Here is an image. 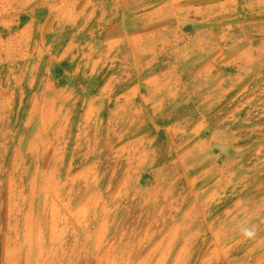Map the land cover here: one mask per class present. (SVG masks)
Wrapping results in <instances>:
<instances>
[{"label": "rangeland", "instance_id": "rangeland-1", "mask_svg": "<svg viewBox=\"0 0 264 264\" xmlns=\"http://www.w3.org/2000/svg\"><path fill=\"white\" fill-rule=\"evenodd\" d=\"M62 1L0 29V264H264L262 11Z\"/></svg>", "mask_w": 264, "mask_h": 264}, {"label": "crops", "instance_id": "crops-1", "mask_svg": "<svg viewBox=\"0 0 264 264\" xmlns=\"http://www.w3.org/2000/svg\"><path fill=\"white\" fill-rule=\"evenodd\" d=\"M179 0H167L168 4L178 6ZM181 1V0H180ZM237 0H221L219 5H225ZM254 4L264 14V0H246ZM211 3L209 0H197V3L179 5L181 11L189 17L190 11ZM74 13V16H73ZM76 8L63 3L62 0H0V29H16L22 32L28 29H43V36L50 32L68 26H77ZM72 40L67 42L70 44Z\"/></svg>", "mask_w": 264, "mask_h": 264}, {"label": "clouds", "instance_id": "clouds-1", "mask_svg": "<svg viewBox=\"0 0 264 264\" xmlns=\"http://www.w3.org/2000/svg\"><path fill=\"white\" fill-rule=\"evenodd\" d=\"M240 231L242 235L248 239L254 238L256 235L255 228L253 227H241Z\"/></svg>", "mask_w": 264, "mask_h": 264}]
</instances>
